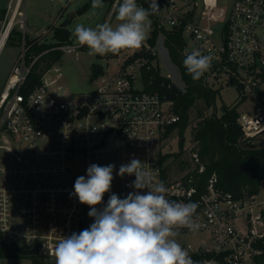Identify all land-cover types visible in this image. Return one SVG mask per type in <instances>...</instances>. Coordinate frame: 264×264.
<instances>
[{
  "label": "built area",
  "instance_id": "built-area-1",
  "mask_svg": "<svg viewBox=\"0 0 264 264\" xmlns=\"http://www.w3.org/2000/svg\"><path fill=\"white\" fill-rule=\"evenodd\" d=\"M27 1H9L0 31L5 44L15 28L26 30ZM157 2L160 10L151 15L155 29L178 33L183 54L185 48L211 54L204 83L213 89L216 82L234 85L240 102L254 98L255 112L239 113L237 122L244 138H264V0H230L227 14L217 0ZM223 18L222 27L215 28ZM185 34L195 48H188ZM26 52L24 47L0 92V264H55L57 243L94 222L89 206L73 194L77 177H86L91 164L115 165L111 191L97 206L102 209L110 195L123 199L135 191L128 186L134 175H117L134 158L154 182H164L169 200L198 204L194 220L201 227L182 228L177 237L195 264H254L264 244V180L258 192L236 197L216 173L197 186L192 171L202 173L205 165L196 150L191 149L190 166L181 171L165 158L166 130L181 116L170 99L146 89L144 74L151 70L169 79L170 87L176 85L169 71L161 72L156 42L120 52L125 58L120 67L98 77L94 89L79 93L68 89L55 64L24 93L33 64L46 51L33 55L32 62ZM13 243L37 253L22 254Z\"/></svg>",
  "mask_w": 264,
  "mask_h": 264
},
{
  "label": "clouds",
  "instance_id": "clouds-1",
  "mask_svg": "<svg viewBox=\"0 0 264 264\" xmlns=\"http://www.w3.org/2000/svg\"><path fill=\"white\" fill-rule=\"evenodd\" d=\"M103 6L102 0H92L93 10ZM159 10L157 0H149L147 9L137 0H117L115 19L120 23L115 27L109 22L95 27L77 24L72 34L79 45L87 46L90 56L138 50L151 31L150 16ZM184 57L183 64L194 81L201 79L213 61L211 54L202 55L196 49L185 48ZM114 169V164H91L87 176L75 180L73 194L89 206L88 216L94 222L57 243L55 264H195L177 237L182 228L197 231L201 227L194 220L198 204L169 200L164 182H154L143 162L134 158L122 164L117 175H134L128 186L135 191L123 199L112 194L106 206L98 209L104 194L111 191Z\"/></svg>",
  "mask_w": 264,
  "mask_h": 264
},
{
  "label": "trees",
  "instance_id": "trees-1",
  "mask_svg": "<svg viewBox=\"0 0 264 264\" xmlns=\"http://www.w3.org/2000/svg\"><path fill=\"white\" fill-rule=\"evenodd\" d=\"M137 3L144 8H148L149 0H137ZM92 4V0L86 2L79 9V13L86 12ZM6 9H0V21L4 18ZM160 33L165 35V44L170 54L179 67L181 75L186 84V92L180 91L176 85L169 86L170 80L156 71H148L144 74L146 89L158 91L173 102V110L180 114L181 119L177 123L169 126L166 130V137H170L177 132L180 136L179 150L168 152L165 158H171V165L185 169L190 166L189 158L182 157L184 145V133L191 124V110L196 108L197 122L192 128L193 138L196 142L194 150L200 156L201 162L205 165V170L199 173L197 169L192 171L195 183L203 187L211 176L216 173L220 185L240 197L244 194H254L260 190L264 180V138L246 139L244 133L237 122L239 111L238 105L222 104L219 108L216 105L217 90L204 83L203 76L200 80L194 81L188 74L182 53L183 39L178 33L161 32L153 29L149 41L155 44ZM13 34L22 40V31L15 28ZM60 44L71 41V32L68 28H56L54 33ZM26 42L31 45L26 52V58L32 62L33 55L45 52L34 64L22 86L24 93L30 92L41 82V75L46 68H49L53 61L59 58L62 50L52 49L53 45L37 44L25 35ZM116 55V54H113ZM41 61H46L44 67H40ZM103 74L100 64L94 63L92 66V78ZM153 76V82L150 78ZM201 102V104H199ZM263 139V140H262ZM262 140V142H260ZM254 264H264V244L263 251L254 258Z\"/></svg>",
  "mask_w": 264,
  "mask_h": 264
},
{
  "label": "rangeland",
  "instance_id": "rangeland-1",
  "mask_svg": "<svg viewBox=\"0 0 264 264\" xmlns=\"http://www.w3.org/2000/svg\"><path fill=\"white\" fill-rule=\"evenodd\" d=\"M10 0H0V9H6ZM65 1V0H63ZM89 0H72L71 13L66 12V7H62L61 0H28L26 9V30H21L23 37L20 41L18 35L13 34L11 40H7L3 49L0 51V92L3 90L6 80L16 62L19 54L23 51L24 47H29L24 37L26 34L28 39H32L37 44H51L52 49L62 50L59 58L53 61L52 65L61 67L63 73L62 81L73 93L85 92L94 89L97 84V78H92V66L94 63L100 64L103 68V74L115 72L120 64L125 60L124 55H113L111 53L105 56H90L87 46H80L78 48L67 49V45H75L77 43L73 36V30L77 24H83L86 27H95L97 24L109 22L115 27L119 21L115 19L116 7L113 6L114 0H102L103 7L93 10L91 7L84 13L80 14L79 9ZM219 7L224 14L230 7V0H217ZM139 5V4H138ZM141 6V5H140ZM62 7V8H61ZM95 12V14H93ZM6 14V12H5ZM72 14H75L72 16ZM212 19L216 17L212 13ZM151 31L155 28L152 16ZM5 18L0 21V31L3 27ZM224 18L219 23L215 24V28L220 29L223 25ZM66 27L71 32V41L69 43L60 44L56 39L54 33L56 28ZM149 33L148 39L151 35ZM147 39V40H148ZM146 40V41H147ZM185 42L189 49L195 48V43L185 34ZM122 50L121 52H123ZM46 61H41L40 67L45 66ZM161 72L167 73V68L163 63L162 58L159 61ZM139 85V84H138ZM214 88L217 90L216 105L219 108L222 104L238 105L239 113L255 112L257 102L254 98H249L244 102L239 101V92L234 85H221L216 82ZM201 104V102L199 103ZM196 108L191 110V124L187 127L184 133L183 155L184 158H189L191 149L194 148L196 142L193 138L192 128L197 122ZM180 136L177 132L173 133L168 142L164 146L165 151L176 152L179 150ZM263 140V139H262ZM262 140L260 142H262ZM176 170L181 171L180 168L175 167ZM27 259V258H26Z\"/></svg>",
  "mask_w": 264,
  "mask_h": 264
},
{
  "label": "water",
  "instance_id": "water-1",
  "mask_svg": "<svg viewBox=\"0 0 264 264\" xmlns=\"http://www.w3.org/2000/svg\"><path fill=\"white\" fill-rule=\"evenodd\" d=\"M73 15H75V14H72V16ZM156 46L160 52L163 63L165 64L167 70L170 72V74L174 80V83L180 89V91H182L183 93L186 92V90H187L186 84L183 80V77L181 75V71H180L179 67L174 62V60L170 54V51L165 44L164 34L158 35V37L156 39ZM231 81H233V78L231 79ZM12 247L14 250H16L22 254L37 253L36 248L32 249V250L20 249V248H18V246L15 243L12 244Z\"/></svg>",
  "mask_w": 264,
  "mask_h": 264
},
{
  "label": "crops",
  "instance_id": "crops-1",
  "mask_svg": "<svg viewBox=\"0 0 264 264\" xmlns=\"http://www.w3.org/2000/svg\"><path fill=\"white\" fill-rule=\"evenodd\" d=\"M61 4H62V2H61ZM72 4V0H65V1H63V5H62V7L64 6V7H66V12L68 13L69 12V14L71 13V9L70 8H72L71 5ZM83 6V5H82ZM82 6H80V7H82ZM61 7V8H62ZM80 7H76L75 6V9L77 10V9H79ZM6 17V14H5V16H4V18ZM76 44H78V43H76ZM3 49V48H2ZM1 49V50H2ZM0 50V51H1Z\"/></svg>",
  "mask_w": 264,
  "mask_h": 264
},
{
  "label": "bare ground",
  "instance_id": "bare-ground-1",
  "mask_svg": "<svg viewBox=\"0 0 264 264\" xmlns=\"http://www.w3.org/2000/svg\"><path fill=\"white\" fill-rule=\"evenodd\" d=\"M4 45H5V37L1 36L0 37V50L4 47Z\"/></svg>",
  "mask_w": 264,
  "mask_h": 264
}]
</instances>
